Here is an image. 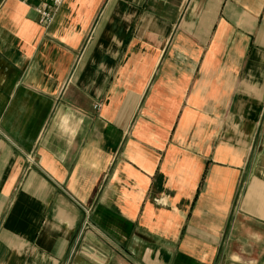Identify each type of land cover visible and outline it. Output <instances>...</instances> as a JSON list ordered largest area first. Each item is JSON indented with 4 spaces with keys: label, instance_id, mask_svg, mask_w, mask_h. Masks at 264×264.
I'll use <instances>...</instances> for the list:
<instances>
[{
    "label": "crops",
    "instance_id": "crops-1",
    "mask_svg": "<svg viewBox=\"0 0 264 264\" xmlns=\"http://www.w3.org/2000/svg\"><path fill=\"white\" fill-rule=\"evenodd\" d=\"M0 0V264H264V0Z\"/></svg>",
    "mask_w": 264,
    "mask_h": 264
},
{
    "label": "built area",
    "instance_id": "built-area-1",
    "mask_svg": "<svg viewBox=\"0 0 264 264\" xmlns=\"http://www.w3.org/2000/svg\"><path fill=\"white\" fill-rule=\"evenodd\" d=\"M36 10L40 15V22L48 26L54 18L55 10L64 2V0H39Z\"/></svg>",
    "mask_w": 264,
    "mask_h": 264
}]
</instances>
